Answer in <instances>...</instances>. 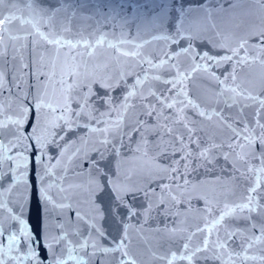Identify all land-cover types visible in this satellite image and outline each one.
<instances>
[{
	"label": "snow or ice",
	"instance_id": "obj_1",
	"mask_svg": "<svg viewBox=\"0 0 264 264\" xmlns=\"http://www.w3.org/2000/svg\"><path fill=\"white\" fill-rule=\"evenodd\" d=\"M5 5L0 264H141L134 239L149 245L153 264H264V0H228L227 8L200 0L173 6L171 18L168 6L155 5L165 33L155 39L179 48L159 51L144 50L149 41L124 49L132 41H107L98 28L73 32L77 16L116 20L120 2L0 0ZM88 8L93 15L84 16ZM105 43L111 52L98 51ZM224 64L231 70L217 75ZM200 82L212 86L210 96ZM109 153L129 168L118 163L109 177L100 166ZM220 158L232 169L229 182L217 177L218 190L196 194L206 181L192 177L215 171ZM73 164L86 179L68 182ZM153 211L174 218L172 227L151 230L154 244L143 225L127 222H146ZM193 212L197 223L181 226Z\"/></svg>",
	"mask_w": 264,
	"mask_h": 264
},
{
	"label": "water",
	"instance_id": "obj_2",
	"mask_svg": "<svg viewBox=\"0 0 264 264\" xmlns=\"http://www.w3.org/2000/svg\"><path fill=\"white\" fill-rule=\"evenodd\" d=\"M104 3H112V2H120L123 3L124 7L123 10L120 11V15L117 17L116 20L112 21L111 23L104 22L99 15H95L94 19L91 20H84L80 16H77L72 21V27L73 32H76L78 28L83 27L84 34L87 36L89 33L94 32L97 28L99 31L96 33L98 36L100 33H107V41H111L113 43H118L121 39L126 41H132L131 44L125 43L120 45V47L127 49V50H133L135 44H144L145 41H149L150 43L144 44V50L146 51H152L156 50L159 51L161 48L168 50L169 48L179 50L178 46L176 44H172L171 41H169L168 44H165L163 40L155 39V37H160L161 35H164L165 33L157 27L158 21L154 22L153 17L160 12V8L154 7L155 5H166L168 6V16L169 18L173 17L174 15H178V13H175L172 11V7L175 6L176 9H179L181 5H183L185 8L192 6H197L198 2L200 0H102ZM203 2H207V0H203ZM137 5H146V7L137 8ZM215 6V5H214ZM223 6L225 8L228 7V0H223ZM8 5H5L3 8H0V11H7ZM105 12L107 9H103ZM82 14L84 16L93 15L92 9H84L82 10ZM100 21L99 24H97V21ZM127 21V22H125ZM122 25V26H121ZM165 27H168L167 24H165ZM171 35L172 33H167ZM22 35V33H21ZM186 35V34H185ZM71 38V37H70ZM92 39H95V37H92ZM184 41H181L180 46H184ZM250 44L256 43L255 40H250ZM199 45V42H197ZM107 50L108 52H111V49L107 48V43H105L103 49H98V51ZM199 50L201 51H210V54L212 55H224L225 52L223 50L212 48L210 46L205 45H199ZM243 55V53H241ZM214 71H216L217 75H220L221 73H225L227 71L231 70V66L229 64H224L220 68H214ZM223 78V77H222ZM131 82V81H129ZM203 84L202 88V94L205 96H210L212 92V86L209 84H205L203 82H200ZM101 94L102 90H101ZM7 92L4 93L5 98L7 97ZM114 95H119V90H117ZM228 112H225V115H227ZM127 143V141H125ZM122 152L127 155L128 150L122 149ZM55 150L53 151V155H55ZM93 157H95V154H92ZM83 163L84 169L87 170L88 164L86 161H81ZM119 163L121 172L125 171L129 168V164L121 160L120 157L114 156L113 154L109 153L106 156V159L104 161L100 162V166L102 168H105V171L108 172L109 177H112V173L116 170L117 164ZM211 167V166H210ZM223 168V171L220 169ZM75 167V164L70 166V170L67 173V180L69 183L72 182H79V179H86V176L83 178H77L73 173L74 171H78ZM232 172V169L230 165L225 164L222 158L219 159V162L217 164V167L215 171L209 172L207 174L204 173L203 170H200V172L192 177V179L195 180H203L206 181L205 184L201 185L198 193L201 194L203 192H209L211 193L213 190H218V185L216 183V178L220 177V182L227 184L229 174ZM154 186V185H153ZM106 198V197H105ZM137 208L139 209V205L143 203L142 198H137V200L134 202ZM193 204L196 208H203V201H193ZM142 211V209H140ZM183 211V209H181ZM187 222L181 226L188 227L191 225H195L198 221L197 215L193 213L187 214ZM145 217H135L131 220L127 221L130 226H132L133 229H138L140 225H143L145 232L143 235L146 237V239L153 241V244L155 243L156 237L153 235L152 231L153 229L160 227L163 228L165 224H167L169 227L173 226V217H169L167 220L161 215H158L156 211H153L150 217H147V220L145 222ZM181 221L185 219L184 216H181L179 218ZM33 223H35V215H33ZM104 227L112 234L116 235V225L113 224L110 220L104 222ZM132 236L135 238L137 235V232L135 230L132 231ZM6 244V240L3 241ZM149 247V245H141L139 247L135 244L134 239V251L137 252L138 259L141 261V264H153L152 259L150 255L147 254L146 248ZM43 255V253H41ZM198 264H205L204 261H199Z\"/></svg>",
	"mask_w": 264,
	"mask_h": 264
}]
</instances>
